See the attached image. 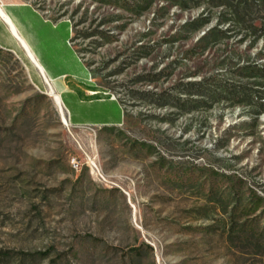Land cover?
Returning <instances> with one entry per match:
<instances>
[{
    "label": "rangeland",
    "instance_id": "obj_1",
    "mask_svg": "<svg viewBox=\"0 0 264 264\" xmlns=\"http://www.w3.org/2000/svg\"><path fill=\"white\" fill-rule=\"evenodd\" d=\"M27 1L125 118L72 124L0 50V264H264V0Z\"/></svg>",
    "mask_w": 264,
    "mask_h": 264
},
{
    "label": "crops",
    "instance_id": "obj_2",
    "mask_svg": "<svg viewBox=\"0 0 264 264\" xmlns=\"http://www.w3.org/2000/svg\"><path fill=\"white\" fill-rule=\"evenodd\" d=\"M73 36L68 19H51L27 0H0V50L18 57L38 83L47 85L40 68L52 79L49 89L61 95L72 124L121 125L122 105L93 79Z\"/></svg>",
    "mask_w": 264,
    "mask_h": 264
},
{
    "label": "built area",
    "instance_id": "obj_3",
    "mask_svg": "<svg viewBox=\"0 0 264 264\" xmlns=\"http://www.w3.org/2000/svg\"><path fill=\"white\" fill-rule=\"evenodd\" d=\"M70 44L73 45V38L70 40ZM40 71H41V74H42V77L45 81L46 84L50 85V82H52V79L46 75V73L40 68ZM109 94V93H108ZM111 97L113 99H115V96L114 95H111ZM64 109L67 113V116L64 114L65 117L68 118V120L71 122L70 120V112L68 110V108L64 105ZM87 164L90 168V171L91 173L100 181L102 182H108V179H107V176L105 175L103 169L101 168V166H98V161L95 157H91L88 155L87 157ZM74 163L75 164H78V161L77 160H74Z\"/></svg>",
    "mask_w": 264,
    "mask_h": 264
},
{
    "label": "bare ground",
    "instance_id": "obj_4",
    "mask_svg": "<svg viewBox=\"0 0 264 264\" xmlns=\"http://www.w3.org/2000/svg\"><path fill=\"white\" fill-rule=\"evenodd\" d=\"M31 53V52H30ZM35 60V59H34ZM36 61V60H35ZM51 91H52V95H54L55 96V101H56V103H57V106H58V108H59V110L61 111V110H63L62 108H63V106H64V103H63V101H62V97H61V95L59 94V93H57L55 90H53L52 88H51ZM63 115H64V113H63Z\"/></svg>",
    "mask_w": 264,
    "mask_h": 264
}]
</instances>
